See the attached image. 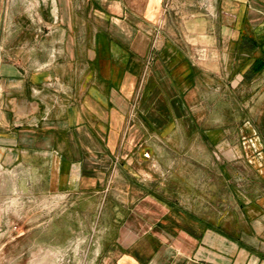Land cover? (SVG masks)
<instances>
[{
    "label": "crops",
    "instance_id": "crops-1",
    "mask_svg": "<svg viewBox=\"0 0 264 264\" xmlns=\"http://www.w3.org/2000/svg\"><path fill=\"white\" fill-rule=\"evenodd\" d=\"M8 179L48 263L264 264V0H0Z\"/></svg>",
    "mask_w": 264,
    "mask_h": 264
},
{
    "label": "rangeland",
    "instance_id": "rangeland-1",
    "mask_svg": "<svg viewBox=\"0 0 264 264\" xmlns=\"http://www.w3.org/2000/svg\"><path fill=\"white\" fill-rule=\"evenodd\" d=\"M10 187L9 179L6 185L0 181V264H62L56 258H51V263H48V259L39 255L38 252V243L35 239L40 238L41 244H47L44 241L47 237V227L44 223L47 210H36L34 207H30L27 199H23L26 202L23 209L17 208L14 196L5 192L6 188L11 189ZM6 198L9 199L6 200ZM60 208L56 207V212L61 211ZM6 213L9 215V219L14 222L13 225L19 226L18 232H6L5 228L1 226V219ZM36 215L41 218L40 226L36 221ZM17 235L20 236L17 237Z\"/></svg>",
    "mask_w": 264,
    "mask_h": 264
},
{
    "label": "built area",
    "instance_id": "built-area-1",
    "mask_svg": "<svg viewBox=\"0 0 264 264\" xmlns=\"http://www.w3.org/2000/svg\"><path fill=\"white\" fill-rule=\"evenodd\" d=\"M12 232H18L19 231V226L18 225H13L11 228Z\"/></svg>",
    "mask_w": 264,
    "mask_h": 264
},
{
    "label": "bare ground",
    "instance_id": "bare-ground-1",
    "mask_svg": "<svg viewBox=\"0 0 264 264\" xmlns=\"http://www.w3.org/2000/svg\"><path fill=\"white\" fill-rule=\"evenodd\" d=\"M53 257V256H52Z\"/></svg>",
    "mask_w": 264,
    "mask_h": 264
}]
</instances>
